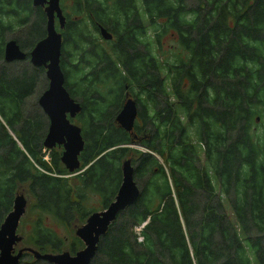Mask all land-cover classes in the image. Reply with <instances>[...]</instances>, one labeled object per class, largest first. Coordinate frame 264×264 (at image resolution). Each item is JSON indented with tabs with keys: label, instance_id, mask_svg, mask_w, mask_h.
Wrapping results in <instances>:
<instances>
[{
	"label": "trees",
	"instance_id": "1",
	"mask_svg": "<svg viewBox=\"0 0 264 264\" xmlns=\"http://www.w3.org/2000/svg\"><path fill=\"white\" fill-rule=\"evenodd\" d=\"M64 16L60 67L85 141L75 174L62 149L43 146L37 99L48 80L28 54L46 34L45 12L0 0V224L25 186L39 214L30 243L61 252L43 215L83 223L88 196L105 208L131 158L140 195L90 264H264V0H74ZM164 36L177 50L159 56ZM10 39L23 61H4ZM127 93L138 109L130 132L115 120ZM26 256L19 264H50Z\"/></svg>",
	"mask_w": 264,
	"mask_h": 264
},
{
	"label": "water",
	"instance_id": "2",
	"mask_svg": "<svg viewBox=\"0 0 264 264\" xmlns=\"http://www.w3.org/2000/svg\"><path fill=\"white\" fill-rule=\"evenodd\" d=\"M32 5L42 7L46 15V34L38 40L28 54L29 62L35 67L43 66L48 87L39 95L37 104L49 121L43 140V146L52 149L62 146L61 163L70 173L80 167L79 155L84 148V138L79 125L71 119L81 110V105L66 90L64 73L60 67L62 36L56 28L62 29L65 16L60 0H31ZM99 33L105 40L112 34L100 26ZM26 53L14 40L4 45V61L7 63L25 59ZM136 100L126 94L125 100L115 120L127 132L132 131L137 118ZM122 179L114 199L102 210L91 212L84 223L75 230V235L84 246L71 254L68 250L57 253L41 252L32 247L15 246L22 240L16 230L20 218L26 211L27 200L19 193L13 200L12 209L0 225V264H19L24 252L31 253L35 260H44L50 264H90L96 254L100 238L105 235L116 216L126 207L136 202L140 189L134 180V166L130 158L121 162Z\"/></svg>",
	"mask_w": 264,
	"mask_h": 264
},
{
	"label": "rangeland",
	"instance_id": "3",
	"mask_svg": "<svg viewBox=\"0 0 264 264\" xmlns=\"http://www.w3.org/2000/svg\"><path fill=\"white\" fill-rule=\"evenodd\" d=\"M73 3H74V0H61L60 4H61V7L63 8L64 13H67V14L71 13ZM138 6L141 8L140 3H138ZM71 17H73V15H71ZM56 28H58L57 22H56ZM97 36H100V35L97 34ZM161 41H162V47L160 46L161 50L156 49L157 55L159 56L170 55L171 52L169 51V48L171 49V51L177 50V43L175 42L174 37L164 36L162 37ZM23 60H20V61H23ZM24 67L25 65L23 63H19L17 65H14L13 67L11 65L10 66L11 69L10 68L9 69L13 74L14 73L19 74V69L24 68ZM25 108H27V105H25ZM131 147L140 149V150L142 148L141 146H136V145H132ZM24 194L28 196V204H27L26 212L21 217L19 228H18V233L24 237V240H22V242L16 245V250L26 245L36 248L34 244L30 243L31 242L30 235L33 231V223L35 222V219L38 218L39 214L34 209H31V205L33 202H31L32 200L30 201V199L32 196L28 193L27 187L24 188ZM85 206L88 208V210H91V211L100 210L102 207L100 197L96 194H90L85 201ZM225 209L227 213H230V208L227 204L225 205ZM42 219L44 221L46 220V226L50 227V229L55 231L60 237L63 238V247L61 250H69L71 243L74 240H76L74 224L78 225L79 222H74L70 226H66V224H62L61 222H58L57 220H55L52 216H49L46 214L43 215ZM80 247H83V243L81 241L79 244H77V248H80Z\"/></svg>",
	"mask_w": 264,
	"mask_h": 264
},
{
	"label": "flooded vegetation",
	"instance_id": "4",
	"mask_svg": "<svg viewBox=\"0 0 264 264\" xmlns=\"http://www.w3.org/2000/svg\"><path fill=\"white\" fill-rule=\"evenodd\" d=\"M60 2H61V0H60ZM64 13V12H63ZM57 30H58V28H57ZM60 32V31H59ZM99 35H100V33H99ZM101 36V35H100ZM113 37V36H112ZM74 119V118H73ZM73 119H71V121H73ZM55 147H58V148H60V149H62L63 150V148H62V146H55ZM55 147H53V148H55ZM47 149V148H46ZM45 159L47 158V156H45L44 157ZM47 160V159H46ZM24 188H25V186L24 187H22V188H20V189H18L17 191H16V193H15V195H14V198L16 197V195L17 194H19V193H23V195H24V197L26 198V200H27V204H28V196L27 195H25L24 194ZM14 198H13V200H14ZM13 205V204H12ZM27 208V207H26ZM12 209V208H11ZM26 212V211H25ZM7 215V214H6ZM24 215V214H23ZM5 218V217H4ZM4 220V219H3ZM20 220H21V218H20ZM3 222V221H2ZM1 222V223H2ZM19 224H20V221H19ZM19 224H18V227H17V230H16V232L18 233V228H19ZM1 225V224H0ZM19 234V233H18ZM19 235H21V234H19ZM22 236V235H21ZM22 240H24V237L22 236ZM22 240H21V242H22ZM27 247H32V246H29V245H26ZM23 247V246H22ZM15 248H16V246H15ZM33 248H35V247H33ZM37 249V248H36ZM41 252H45V251H41ZM70 252V251H69ZM71 254H73L72 252H70ZM26 254H29L30 255V259H33V256H32V254L31 253H28V252H24L23 253V256L21 257V259L20 260H25V258H27V256H26ZM29 257V256H28Z\"/></svg>",
	"mask_w": 264,
	"mask_h": 264
}]
</instances>
